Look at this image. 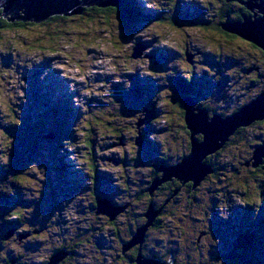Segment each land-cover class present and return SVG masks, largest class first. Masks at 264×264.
Masks as SVG:
<instances>
[{
	"label": "rangeland",
	"instance_id": "rangeland-1",
	"mask_svg": "<svg viewBox=\"0 0 264 264\" xmlns=\"http://www.w3.org/2000/svg\"><path fill=\"white\" fill-rule=\"evenodd\" d=\"M131 1L142 13L129 19L83 15L0 30V243L11 256L34 263L65 246L78 264H117L156 163L176 165L190 153L176 100L190 94L194 112L206 108L212 119L261 96L264 57L240 37L200 29L217 26L204 9L220 0ZM259 123L239 128L218 157L204 160L213 172L194 199L190 189L179 193L173 222L171 215L148 232L144 258L258 264L263 251L234 240L236 230L260 234L264 219V161L253 167L255 152L264 159ZM95 200L128 207L110 224L94 215ZM11 228L43 232L10 244Z\"/></svg>",
	"mask_w": 264,
	"mask_h": 264
},
{
	"label": "water",
	"instance_id": "water-1",
	"mask_svg": "<svg viewBox=\"0 0 264 264\" xmlns=\"http://www.w3.org/2000/svg\"><path fill=\"white\" fill-rule=\"evenodd\" d=\"M121 2L122 0H0V11H2V16L10 22L30 21L44 23L54 16H80L85 9L89 8H116ZM253 6L256 5L247 3V7L250 10L254 9ZM257 9L261 13L259 18H255L253 21L245 20L241 23H231L227 20L222 27L224 31L237 35L264 51V3L257 5ZM136 48L140 49L144 47L138 45ZM132 57L135 59L140 58L141 52H135ZM188 60L190 61L191 58L188 57ZM184 110L187 129L190 131L191 136L190 155L176 165H161L159 171L162 173V176L152 181L148 189L150 193H153L162 183L170 181L173 178L183 183L192 182L193 188H197L213 172L210 165L204 164V160L222 149L239 128L247 127L255 121H262L264 119V90L258 100L243 107L230 117L225 118L214 115L212 119H208L209 113L207 111L200 110L199 114L194 112L189 99H186L184 102ZM260 113V116H255ZM140 126L141 123L138 124V127ZM199 134L203 136L202 141L196 139V136ZM136 144L138 147H142L144 142L139 137ZM262 157L258 153H254L255 162L253 167L257 168L262 164ZM127 207H116L105 200H99L97 202L96 214L106 215L113 221ZM159 213L160 211H154L152 205L148 208L145 215L147 219L146 224L137 229L131 241L124 245L123 251L143 244L148 229L153 226ZM64 257L65 254L63 252L54 254L49 264H57ZM136 263L168 264L162 263L158 259L144 258L141 254L138 255Z\"/></svg>",
	"mask_w": 264,
	"mask_h": 264
},
{
	"label": "flooded vegetation",
	"instance_id": "flooded-vegetation-1",
	"mask_svg": "<svg viewBox=\"0 0 264 264\" xmlns=\"http://www.w3.org/2000/svg\"><path fill=\"white\" fill-rule=\"evenodd\" d=\"M220 1L221 2H219V3L216 2V1L212 2L211 4H209V7L207 8V6H206V9H204V10L207 11V9H208L209 12H210V10L212 11L211 17L216 20V24H217V26L215 25L214 28L215 27H219V28L221 27V29H220L221 32H219V30L217 28H216V30L214 28L212 30L210 27H209V30L206 29L205 26H208V25H205L206 24L205 22L202 24V27H200V26L199 27H200V29L202 31L210 32L214 36H215V32L216 33H219V34H221L223 32V33L230 34L231 37H233L234 39L239 38V36L234 35V34H231L229 32H226V31H224L222 29V25L220 24V20H221L223 14H225L224 16H226L229 21H231V22L233 21L232 23H234L236 21H243V20L253 21L255 18H259L261 16L260 11L257 9V5H259L260 3H264V0H220ZM248 2L250 4H255L256 5V6H253V8H254L253 10H250L247 7V3ZM200 5H201V7H203L202 4H200ZM243 11L244 12H247L248 14L243 13ZM255 14H257V17H254ZM241 41L244 42V43H246L247 46H249L250 48H253V50L256 51L257 53L259 52L258 54L264 57V51L262 49H260L259 47L255 46L254 44H252V43H250V42H248V41H246L244 39H241ZM254 68H256L257 71H259V68H257V67H254ZM262 83H263V85H262L263 88H262V90H260V92L258 93V95L261 94L263 92V90H264V81ZM187 96H190V94L183 95V99H177L176 100L177 105L180 106V108L182 109L183 115H184V112H185V110H184V101L186 100V97ZM189 99H191V98H189ZM198 110L200 111L202 109H198ZM203 110H205V111H207L209 113L208 119H210L211 116L214 114V113H212V115H211L210 114V111L208 109L206 110V108H203ZM151 111H150V113H151ZM197 112L198 111L195 110V113H197ZM186 129H187V127H186ZM187 131L190 134V131L188 129H187ZM235 135H236V133L234 134V136ZM198 136H200L201 138L200 137L198 138ZM198 136L196 137V139H198V141H202L203 136L202 135H198ZM142 138L144 139V144H146L147 141H146L145 137L142 136ZM190 141H191V136H190ZM186 155L187 154H184L181 157V160L184 159ZM214 157H218V155H216ZM162 160L163 161H159V162L156 163V165H155L156 166L155 167V171H153V178L151 180H155V179L161 178V175H160L161 173L159 171V167L161 165H166V166H170L171 165L170 163H167V161H165L164 159H162ZM171 182H173V180ZM171 182L164 183L163 185H160L154 191V193L152 194V196H153L152 203H153L154 209L161 210L160 213H159L160 216L158 217L159 220L156 223H160L161 219L167 218V216L169 214H172V211L170 210L172 208L171 205L172 204L176 205V204L179 203L177 201V198L179 200V193L180 192H183V189L184 188L185 189H190V186H189L190 184H188V183H185V184L183 183V185H178V189L177 190H179V192H178L176 198H174V197L171 198L170 190L168 189V188H170L169 185H170ZM148 187H149V184H148ZM198 189L196 191H198ZM147 190H148V188L146 189V191ZM138 194H139V192L137 193V195ZM157 200H158V205L155 203V201H157ZM183 206H185V205H183ZM186 207H187V204H186ZM94 210L96 212L95 207H94ZM97 216H99V215H97ZM104 217L107 218V221L110 224H113L116 221V219L118 218L117 217L115 220L112 221V220H110V218L108 216L105 215ZM15 223H18V222L16 221ZM140 224L143 225L144 222L143 223H140ZM15 225H17V224H13L14 227H16ZM154 225L152 226V228L148 229V231L146 233V236H145V239H144V243L140 247L138 245H136L134 247H131V248L127 249L126 251H123V249H122V251L120 252V256H118V259H117L118 263L117 264H137L136 263V259H137L136 253H138V252H141V255L143 257L147 256V255H145L143 253V248H144V244L146 242V238H147L148 232L149 231H152L153 229L155 230ZM12 230H14V231H12ZM42 232H43L42 230H33L32 229L30 231H25L24 234H21V232H19L18 228H11V229L8 230V233H9L8 236L7 235L4 236V240H5V242L10 243V244L11 243H17L18 244V242L19 243H22L24 239L27 240V238L30 235L33 234L35 236H38V235H40V233L42 234ZM12 236L13 237L15 236L17 238V240H16L15 237H14L15 238L14 239ZM237 239H238V237L235 236L234 243L238 247L239 246V242H237ZM126 243H128V242H125L124 244L123 243L122 244L123 245H126ZM28 245L29 246H33V244H28ZM59 249H62V252L65 254V257L59 263H57V264H78V259L76 258V255L73 253L74 251L72 249L68 248V247H62V246H60L59 248H57L56 250H54L50 255H47L45 257H42L41 260H37L38 262H35L34 261V263H33V262H30L29 259H21L20 255H18V256H16V255L11 256L9 253H6V251L3 248L2 242L0 243V255H1L0 256V264H49L50 261H51V258L53 257V255ZM2 252L4 253V255L2 254ZM10 253H12V252H10ZM161 258L162 257H160V256H156V257L152 256V259H158V260H160ZM85 264H88V263H85Z\"/></svg>",
	"mask_w": 264,
	"mask_h": 264
},
{
	"label": "trees",
	"instance_id": "trees-1",
	"mask_svg": "<svg viewBox=\"0 0 264 264\" xmlns=\"http://www.w3.org/2000/svg\"><path fill=\"white\" fill-rule=\"evenodd\" d=\"M142 13V9H140V8H138V6H136V5H133L132 4V1L130 2V0H122V2L120 3V5L118 6V7H116V8H107V9H99V8H89V9H85L84 10V12H83V14L82 15H80V16H83V15H85V16H87V15H89L90 16V18H92V17H94V15H99V14H102V15H104V16H106V17H109V16H111V14L112 15H117V16H120V17H125V18H127V19H129V18H131V17H134V16H137V14H141ZM243 13H245V14H248L247 12H244L243 11ZM225 14H223V16H222V18H221V20H220V24L223 26V24L228 20L227 19V17L226 16H224ZM73 17H75V16H73ZM67 18H70V17H63V16H54V17H52V18H50L48 21H58V20H62V19H67ZM48 21H46V22H48ZM245 20H243V21H236V22H244ZM27 25H30V23H24V22H22V21H20V22H10V21H8L7 19H5L3 16H2V11H0V30H4V31H11V32H13V31H15V30H17V29H19V28H25V27H27ZM205 25H207V24H205ZM209 27L213 30V28H214V26H211V25H209L208 24V26H205V28L206 29H208L209 30ZM216 28L219 30V32H221V27L219 28V27H215L214 29L216 30ZM222 29H223V27H222ZM254 68V67H253ZM189 84L188 82H185V84ZM191 84V83H190ZM184 121H185V112H184ZM260 123L259 124H263L264 123V119L262 120V121H259ZM185 125H186V121H185ZM186 127H187V125H186ZM242 128H244V127H242ZM239 130V129H238ZM237 130V131H238ZM62 131H63V129H62ZM236 131V132H237ZM231 137H234V135H232ZM231 137L229 138V140L231 139ZM225 145H228V142L225 144ZM224 145V147L222 148V149H220L219 151H217L216 153H214V154H218L219 152H222V150H224V148L226 147ZM188 151L187 152H191V141H190V144H189V146H188V149H187ZM190 155V153L189 154H187L186 156H185V158H187L188 156ZM183 156V155H182ZM209 157V156H208ZM184 158V159H185ZM263 161H264V159H263ZM207 163V162H206ZM235 164H237V165H241V163H238V162H235ZM248 164H245V166L246 167H248L247 166ZM211 166V165H210ZM212 167V166H211ZM212 169H213V167H212ZM239 168H237V167H234L233 168V170L234 171H237ZM157 173V172H156ZM161 173V172H160ZM159 174V173H158ZM161 176H162V173L160 174ZM92 177L94 178V176L92 175ZM208 177V176H207ZM206 177V178H207ZM14 178H15V180L17 181V179L19 178V176L18 175H16V176H14ZM205 178V179H206ZM94 180V179H93ZM173 180V182H171ZM172 180H170V181H167V182H164V183H168V182H171L170 183V185H169V187L170 188H168L169 190H170V195H171V198H176V196H177V194H178V192H179V190H177L178 189V185H183V182H181V181H179L178 179H175V178H173ZM15 181V182H16ZM18 181H19V179H18ZM152 181L153 180H149L148 181V184H149V187L151 186V183H152ZM14 183V182H13ZM164 183H162L161 185H163ZM147 184V185H148ZM185 184V183H184ZM188 184H190L189 186H190V192H189V197L191 198V199H194V197H195V194H192V193H194V192H197L196 190H197V188H196V190L195 189H193V183L192 182H188ZM184 187V186H183ZM183 190H185V188L183 189ZM139 192V194H138V201H139V203H141V202H143V204H144V201H145V209H143V212H139V213H135L134 211H133V216H134V219H133V227L132 228H129L128 230H127V234H130V236H131V239H132V237L134 236V234H135V231H137V229L138 228H140L141 226H143V225H145L146 224V222H147V219H146V217H145V215H146V212L148 211V208L152 205L153 206V203H152V200H153V196H152V194L154 193H150L148 190L146 191V190H144V189H142V190H139L138 191ZM191 199H188V200H190V202H191ZM188 200H187V202L186 203H188ZM99 201V200H98ZM98 201H94V207H95V209L97 208V202ZM178 202H179V200H177ZM179 203H181V202H179ZM195 203H197V201H195ZM194 204V202L188 207V205H187V207L185 208L186 209V211L185 212H190L191 211V209H193V207L195 206V204ZM132 205V204H131ZM179 205H181V204H179ZM172 206V208L170 209L171 211H172V214H169L167 217L169 218L171 215V220H172V222H173V219H174V215L177 213V211H179L178 210V206H177V204L176 205H174V204H172L171 205ZM175 208H177V209H175ZM190 210V211H189ZM200 210H201V208H200ZM96 212H95V210H94V215H96L95 214ZM97 216V215H96ZM160 215H158L157 216V218H156V220L154 221V223H153V225L156 223V222H158V220H159V217ZM183 216L185 217L186 215L185 214H183ZM173 217V218H172ZM258 220H256V222H257ZM144 222V224L143 225H141L140 223H143ZM255 222V223H256ZM261 223V226H262V228H261V233L260 234H258V235H256L255 233H254V231H251L250 229L248 230V231H246L245 232V230H236V237H238V239H237V242H239V245L241 246V247H245V246H252V247H254V248H259L261 251H263V252H260V250H258V252H260L261 253V255L259 254V256H260V258L258 257H254V262L256 261V263H258V264H264V219L262 220V222H260ZM161 226H160V223H156L155 225H154V228L155 229H159ZM150 228H152V227H150ZM149 228V229H150ZM125 239H127V240H125ZM131 239H130V241H131ZM126 241H128V243L130 242L129 241V238H124L121 242H123V244H124V242H126ZM127 243V244H128ZM144 243V242H143ZM80 244V243H79ZM81 244H84V242H81ZM86 244V243H85ZM84 244V245H85ZM123 244H121L122 246H123ZM139 247L141 246V245H138ZM62 247H65V246H62ZM243 247V248H244ZM59 252H62V249H59V250H57V252L56 253H59ZM55 253V254H56ZM139 254H141V252H138V253H136V257H138V255ZM119 256H120V254H119ZM137 260V259H136ZM170 264H174V257H173V259H171L170 260Z\"/></svg>",
	"mask_w": 264,
	"mask_h": 264
},
{
	"label": "bare ground",
	"instance_id": "bare-ground-1",
	"mask_svg": "<svg viewBox=\"0 0 264 264\" xmlns=\"http://www.w3.org/2000/svg\"><path fill=\"white\" fill-rule=\"evenodd\" d=\"M257 16V14H255V16L254 17H256ZM100 60H102V59H100ZM148 112L150 113V110H148ZM155 114V113H154ZM168 128V127H167ZM255 132V131H254ZM200 135V134H199ZM189 144V143H188ZM161 146V145H160ZM233 148V147H232ZM151 172V171H150Z\"/></svg>",
	"mask_w": 264,
	"mask_h": 264
}]
</instances>
